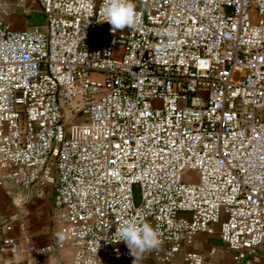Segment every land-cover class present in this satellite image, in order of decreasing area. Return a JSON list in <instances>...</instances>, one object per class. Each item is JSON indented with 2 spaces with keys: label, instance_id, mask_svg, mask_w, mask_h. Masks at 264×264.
<instances>
[{
  "label": "built area",
  "instance_id": "2783aa9c",
  "mask_svg": "<svg viewBox=\"0 0 264 264\" xmlns=\"http://www.w3.org/2000/svg\"><path fill=\"white\" fill-rule=\"evenodd\" d=\"M104 2L39 0L42 22L17 30L0 0V184L55 193V238L29 252L120 264L130 221L161 240L139 258L174 264L207 233L261 264L264 0H134L138 26L117 33Z\"/></svg>",
  "mask_w": 264,
  "mask_h": 264
},
{
  "label": "crops",
  "instance_id": "0c3cea01",
  "mask_svg": "<svg viewBox=\"0 0 264 264\" xmlns=\"http://www.w3.org/2000/svg\"><path fill=\"white\" fill-rule=\"evenodd\" d=\"M8 15L6 20L17 30L42 22L43 13L39 0H6ZM56 211L54 189L49 188L47 195L39 199L32 189L21 186L12 180L0 184V264H70L74 247L68 246L46 256L35 257L29 250L44 245L55 238L57 223L53 218ZM11 223L12 230L6 225ZM7 236L16 237L21 245L13 255L3 248ZM197 250L204 255L205 264H238L233 252L222 242L218 234L199 233L191 245L178 252L174 264H185L184 253ZM214 250V253H211ZM259 254L264 264V245ZM135 259V258H134ZM134 259L122 260L120 264H133ZM136 264H169L156 261L152 257H140Z\"/></svg>",
  "mask_w": 264,
  "mask_h": 264
},
{
  "label": "clouds",
  "instance_id": "9594fccd",
  "mask_svg": "<svg viewBox=\"0 0 264 264\" xmlns=\"http://www.w3.org/2000/svg\"><path fill=\"white\" fill-rule=\"evenodd\" d=\"M100 17L97 22H107L113 33L125 28L134 29L140 21L134 0H105ZM110 241L114 243L123 241L135 258L133 264H136L139 254L156 249L161 244L159 232L150 223L138 225L130 221L119 224L116 227L115 238Z\"/></svg>",
  "mask_w": 264,
  "mask_h": 264
},
{
  "label": "rangeland",
  "instance_id": "374dc122",
  "mask_svg": "<svg viewBox=\"0 0 264 264\" xmlns=\"http://www.w3.org/2000/svg\"><path fill=\"white\" fill-rule=\"evenodd\" d=\"M190 175H191V174H190ZM192 175H193V174H192ZM192 175H191V176H192ZM185 178L187 179V177H185ZM137 190H138V189H137Z\"/></svg>",
  "mask_w": 264,
  "mask_h": 264
}]
</instances>
